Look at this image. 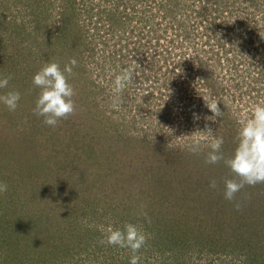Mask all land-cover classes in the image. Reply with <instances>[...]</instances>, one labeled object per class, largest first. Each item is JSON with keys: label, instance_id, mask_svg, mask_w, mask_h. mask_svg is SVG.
Here are the masks:
<instances>
[{"label": "rangeland", "instance_id": "1", "mask_svg": "<svg viewBox=\"0 0 264 264\" xmlns=\"http://www.w3.org/2000/svg\"><path fill=\"white\" fill-rule=\"evenodd\" d=\"M195 2L0 0V95L21 96L15 111L0 102V264H129L130 249L100 243L125 222L149 235L139 264H264V184L238 193L237 211L222 195L229 170L205 163L196 132L208 123L230 156L239 119L264 101V0ZM73 58L76 113L47 126L33 75ZM121 69L133 83L113 107Z\"/></svg>", "mask_w": 264, "mask_h": 264}, {"label": "clouds", "instance_id": "2", "mask_svg": "<svg viewBox=\"0 0 264 264\" xmlns=\"http://www.w3.org/2000/svg\"><path fill=\"white\" fill-rule=\"evenodd\" d=\"M77 61L73 58L61 68L60 63L53 59L44 65L33 75L32 83L40 91L35 101L33 114L43 117V123L50 127L58 126L59 122L67 119L76 113V103L73 97L76 95L74 86L69 83V77L74 75L73 68ZM134 70L121 69L115 75L114 88L111 103L113 107L122 106L124 103L123 92L133 83ZM11 75L0 78V89L8 87ZM21 96L16 90H11L0 95L2 102L9 111H15ZM205 107L212 115L205 116V121H215L217 117L223 116L220 109V101L209 95L203 98ZM194 120L200 119L198 114H193ZM157 121V120H156ZM239 129L236 136V147L230 156H225L221 151L224 139L217 136L212 127L205 123L203 131H196L202 134L210 151L205 157L206 164L216 165L223 163L229 170L231 178L223 179V198L233 203L234 208L239 211L242 208V201L237 199L245 187H255L264 184V101L255 103L251 108V114L240 118ZM167 128V127H165ZM170 132L171 129L167 128ZM192 154H200L201 141H193L188 147ZM209 187L213 190L219 188L215 178L209 181ZM8 186L0 182V194L7 192ZM243 199H251V195L245 193ZM139 215L143 216L150 223L147 213L143 211L145 205L140 206ZM149 235L137 224L125 222L122 228L109 226L106 229V240L101 239L100 243H107L110 246L130 249L132 255L129 264H139V251L143 248Z\"/></svg>", "mask_w": 264, "mask_h": 264}, {"label": "trees", "instance_id": "3", "mask_svg": "<svg viewBox=\"0 0 264 264\" xmlns=\"http://www.w3.org/2000/svg\"><path fill=\"white\" fill-rule=\"evenodd\" d=\"M163 2L161 3V2H159L158 4H157V6L158 7H163ZM183 14V13H182ZM263 14H264V12H263ZM223 226L224 225H222V224H220V226L217 228L218 229V231H217V229H216V231L217 232H221V231H219L220 229H223ZM172 230V229H171ZM161 261H162V264H178V258H177V255H174L173 257H170L169 258V261H168V259H161Z\"/></svg>", "mask_w": 264, "mask_h": 264}, {"label": "flooded vegetation", "instance_id": "4", "mask_svg": "<svg viewBox=\"0 0 264 264\" xmlns=\"http://www.w3.org/2000/svg\"><path fill=\"white\" fill-rule=\"evenodd\" d=\"M199 2H200V5H202V8H203V4H205V0H196L195 5L197 6V5L199 4ZM212 4H213L214 6H216V2H213ZM259 4H260V3H259ZM263 8H264V7H263ZM263 8H262V9H263ZM258 9H261V7H260V8L258 7L257 10H258ZM262 9H261V10H262Z\"/></svg>", "mask_w": 264, "mask_h": 264}]
</instances>
